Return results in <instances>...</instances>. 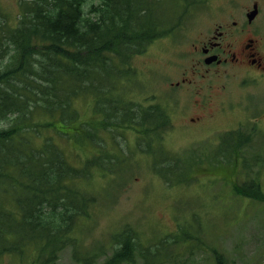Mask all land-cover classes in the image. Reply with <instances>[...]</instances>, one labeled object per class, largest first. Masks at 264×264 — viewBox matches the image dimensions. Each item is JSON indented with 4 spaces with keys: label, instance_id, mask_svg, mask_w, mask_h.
I'll use <instances>...</instances> for the list:
<instances>
[{
    "label": "rangeland",
    "instance_id": "rangeland-1",
    "mask_svg": "<svg viewBox=\"0 0 264 264\" xmlns=\"http://www.w3.org/2000/svg\"><path fill=\"white\" fill-rule=\"evenodd\" d=\"M127 1L122 0L121 7L125 8ZM159 1L165 10L164 24L168 25L176 18L178 28L166 37L153 40L143 53L132 58L131 66L138 74L131 77L133 83L126 94L132 99L130 110L142 102L146 106L159 103L170 111L173 126L164 138L156 140L155 147L160 149L157 152L162 155L168 153L172 159L156 158L152 156L154 152L146 150L154 140L134 130L136 122L128 120L123 106L111 112L113 124H108L102 130V136H97L102 127V124L97 125L102 111H97L98 119L92 115L95 114L90 111L94 105L93 95L90 98L79 96L66 108L63 119L62 113L58 118L54 117L52 120L57 126H39L31 120L29 128L26 127L28 131L32 130L33 124L34 133L37 131L30 134L33 144L43 145L50 138L63 151L66 160L77 168H93L95 161L92 160L97 158L102 159L101 165L104 164L103 172L100 166H94L90 185L82 180L83 186L86 184L98 195L96 204L91 207L93 216L82 224L83 232L78 235L76 251L72 243L68 244L59 251L52 264H86L84 259H90V264H107L116 246L115 235L125 225L140 231V239L145 245L171 244L168 250L161 249L155 258L156 264H264V120L259 121V127L253 122L264 105V93H254V98L248 101L246 91L250 87H242L233 80L229 84L233 109L217 113L216 118L205 121L201 129L182 126L186 116L193 112L192 104L182 107L185 101L176 102L172 99L174 93H168V98L161 101L155 99L167 89L168 82L185 71L191 73L195 66L190 53L192 42L212 26V18L219 6H225L227 13L231 10L230 0ZM25 2L33 0H0V8L7 21L19 23ZM90 2L98 3V0H87L86 11L91 6ZM135 2L138 10L142 3L140 0ZM259 2L263 9L257 21L264 20V0ZM86 14L90 15L89 12ZM114 58L117 63H123ZM113 69L112 63H106L104 72L94 79L106 84L105 90L111 87L109 81L116 79ZM218 83L219 79H216L214 85ZM257 88L262 90L264 84ZM95 91L102 89L96 87ZM218 91L216 87L211 90L215 113L224 96ZM107 92L97 106L101 105L109 113ZM178 103L183 110L177 111ZM198 107L202 110L201 105ZM75 116L77 118L74 119ZM49 117L47 115L43 119L49 120ZM80 120L88 122L86 126L91 129V135L85 136L83 143L77 134L70 135L76 128L82 129ZM240 121L243 123L239 126ZM3 125L6 121L0 122V126ZM238 126L243 132L253 133L252 141L241 148L236 157L237 165L232 167V163L229 164L231 166L222 163L229 152L220 149L219 136L226 130L221 139H227L229 130ZM97 147L101 148L99 154H96ZM202 156L205 157L201 160L202 167L187 165L189 160L193 162ZM166 161L175 163V168L181 170L175 174L168 172L167 168H162ZM212 162L213 165L210 164ZM168 176H172L171 183H168ZM24 191L19 190V195ZM37 232L42 235L39 230ZM32 234L29 241L23 242L24 245H21V235L16 240L20 253H0V264H33L37 252L31 245L34 232ZM189 235L192 236L187 237ZM151 261L152 256L147 254L146 258L138 251L132 261L121 264H149Z\"/></svg>",
    "mask_w": 264,
    "mask_h": 264
},
{
    "label": "trees",
    "instance_id": "trees-1",
    "mask_svg": "<svg viewBox=\"0 0 264 264\" xmlns=\"http://www.w3.org/2000/svg\"><path fill=\"white\" fill-rule=\"evenodd\" d=\"M135 1H127L124 8L122 0H98L90 2L86 11L87 0H33L24 3V12L16 25L7 21L0 8V122H7L0 127V253H20L16 240L21 235L24 245L32 232L31 245L37 252L33 264L54 263L59 251L70 243L76 251L82 224L93 216L91 207L95 201L92 195L88 202L89 195L79 186L92 172L86 166L77 168L67 161L50 138L43 145L33 144L30 134L37 131L34 133L33 124L32 130L26 127L31 120L39 126H57L54 117L62 113L63 119L66 108L79 96L90 98L93 93L96 98L92 108L95 113L102 111L103 121L99 124L104 122L105 129L109 115L97 104L108 90L96 92L94 79L104 72L106 63L114 65L116 74L133 54L143 50L145 42L167 32L161 27L164 9L160 18H154L155 9L137 10ZM114 57L123 63H117ZM117 82L116 77L114 83ZM114 98L108 100L110 113L118 107L119 99ZM142 112L138 122L142 129L146 128V134L155 128L157 132L158 126L163 130L172 126L165 107L155 104ZM47 115L51 117L44 120ZM80 121L82 129L76 128L70 134H77L83 143L91 129L86 126L88 122ZM146 134L143 136L151 140ZM251 141L252 135L244 132H232L227 139H220V149L229 152L227 164L235 167L237 154ZM157 148H152L154 154ZM204 158L196 159L197 166H203ZM19 190L27 194L24 191L19 195ZM117 232L116 246L107 264L132 261L138 251L146 258L147 254L152 256L148 263L156 264L161 249L168 250L171 245H145L140 231L136 232L131 225ZM84 260L90 264V259Z\"/></svg>",
    "mask_w": 264,
    "mask_h": 264
},
{
    "label": "flooded vegetation",
    "instance_id": "flooded-vegetation-1",
    "mask_svg": "<svg viewBox=\"0 0 264 264\" xmlns=\"http://www.w3.org/2000/svg\"><path fill=\"white\" fill-rule=\"evenodd\" d=\"M256 3L259 0H232L231 10L227 13L226 7L222 9L208 31L192 42L190 53L195 66L191 73L185 71L172 82L181 87L182 93L185 89L186 100L192 103L193 112L185 118L192 125L202 127L205 121L215 118L212 88L224 93L220 105L225 111L234 107L228 81L264 84V20L255 22L256 19L248 18L250 6ZM216 79L219 83L214 85ZM258 114L256 121L264 120V105Z\"/></svg>",
    "mask_w": 264,
    "mask_h": 264
},
{
    "label": "water",
    "instance_id": "water-1",
    "mask_svg": "<svg viewBox=\"0 0 264 264\" xmlns=\"http://www.w3.org/2000/svg\"><path fill=\"white\" fill-rule=\"evenodd\" d=\"M256 11L253 12V14H255Z\"/></svg>",
    "mask_w": 264,
    "mask_h": 264
}]
</instances>
